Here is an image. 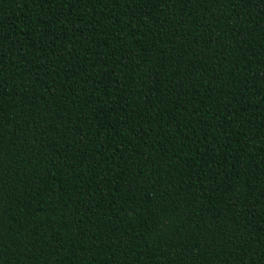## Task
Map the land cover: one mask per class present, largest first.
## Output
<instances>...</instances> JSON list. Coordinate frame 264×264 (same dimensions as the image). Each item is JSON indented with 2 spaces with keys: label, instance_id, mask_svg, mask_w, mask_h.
Listing matches in <instances>:
<instances>
[{
  "label": "trees",
  "instance_id": "1",
  "mask_svg": "<svg viewBox=\"0 0 264 264\" xmlns=\"http://www.w3.org/2000/svg\"><path fill=\"white\" fill-rule=\"evenodd\" d=\"M0 264H264V0H0Z\"/></svg>",
  "mask_w": 264,
  "mask_h": 264
}]
</instances>
